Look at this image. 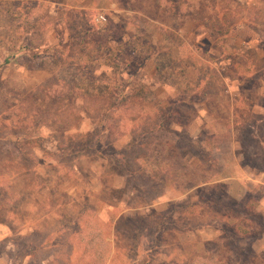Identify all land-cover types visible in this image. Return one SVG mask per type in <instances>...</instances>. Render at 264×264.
<instances>
[{
    "label": "rangeland",
    "instance_id": "rangeland-1",
    "mask_svg": "<svg viewBox=\"0 0 264 264\" xmlns=\"http://www.w3.org/2000/svg\"><path fill=\"white\" fill-rule=\"evenodd\" d=\"M65 1L0 0V264H264V0Z\"/></svg>",
    "mask_w": 264,
    "mask_h": 264
},
{
    "label": "crops",
    "instance_id": "crops-1",
    "mask_svg": "<svg viewBox=\"0 0 264 264\" xmlns=\"http://www.w3.org/2000/svg\"><path fill=\"white\" fill-rule=\"evenodd\" d=\"M65 3H69V0H66ZM115 4V3H114ZM71 5H69L68 7H70ZM261 91L264 92V88L263 86L260 87ZM262 92V96L264 95V93ZM237 103V102H236ZM244 105L252 107L250 112L244 111L243 113L237 111V110H233V104L230 105V111L228 112L226 117H223L221 119H217L218 123L220 122V127H221V132L222 133H226L227 131L230 130V126L228 121H232V119L234 118V116L236 118H242V120L245 122L247 121L249 117H251L252 115H254L255 113H259V110H261L263 107L262 106H258V104L251 102V100H245L243 102ZM246 118V119H245ZM264 119V117H262ZM260 121V119L258 120V122ZM255 131H254V138H258L257 136H255ZM259 144L261 145L262 149L264 150V137H262V139L259 141ZM254 183H259V184H264V168L262 170H258V172H255V176L252 175V178Z\"/></svg>",
    "mask_w": 264,
    "mask_h": 264
},
{
    "label": "trees",
    "instance_id": "trees-1",
    "mask_svg": "<svg viewBox=\"0 0 264 264\" xmlns=\"http://www.w3.org/2000/svg\"><path fill=\"white\" fill-rule=\"evenodd\" d=\"M29 42L30 43H28L26 46H32L34 43H33V41L30 39L29 40ZM87 43V42H86ZM90 43H96V45H97V42H94V41H91ZM79 44V43H78ZM77 45V44H76ZM76 49V48H75ZM94 50H97V47H94ZM83 56H85V58H86V60H88V59H90V56L91 55H89L88 53H85V51H84V48H82L79 52H75V54L74 55H68L67 56V58L68 59H71V60H73V62H74V64H76V61L75 60H79V59H81ZM80 62V61H79ZM78 68H80V66H78ZM87 73H89V72H87ZM107 86V85H106ZM91 91H93V88L92 89H90ZM191 182V181H190ZM101 243H102V241H101ZM199 261V263L198 264H211V262H209L208 260H202V259H199L198 260ZM195 262L196 261H194V263L193 264H195Z\"/></svg>",
    "mask_w": 264,
    "mask_h": 264
},
{
    "label": "built area",
    "instance_id": "built-area-1",
    "mask_svg": "<svg viewBox=\"0 0 264 264\" xmlns=\"http://www.w3.org/2000/svg\"><path fill=\"white\" fill-rule=\"evenodd\" d=\"M99 17H100V19L105 20L103 15H100Z\"/></svg>",
    "mask_w": 264,
    "mask_h": 264
}]
</instances>
